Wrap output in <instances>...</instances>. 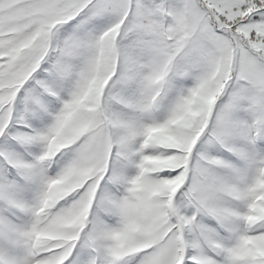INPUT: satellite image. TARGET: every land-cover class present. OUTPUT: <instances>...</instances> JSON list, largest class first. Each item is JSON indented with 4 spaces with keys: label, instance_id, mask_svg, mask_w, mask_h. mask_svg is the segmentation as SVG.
Instances as JSON below:
<instances>
[{
    "label": "snow or ice",
    "instance_id": "6c2138e0",
    "mask_svg": "<svg viewBox=\"0 0 264 264\" xmlns=\"http://www.w3.org/2000/svg\"><path fill=\"white\" fill-rule=\"evenodd\" d=\"M0 264H264V0H0Z\"/></svg>",
    "mask_w": 264,
    "mask_h": 264
}]
</instances>
